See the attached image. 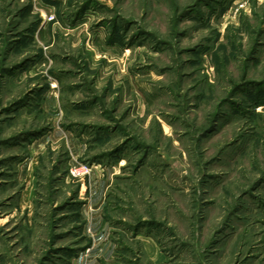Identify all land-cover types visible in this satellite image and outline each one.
<instances>
[{
  "label": "rangeland",
  "instance_id": "rangeland-1",
  "mask_svg": "<svg viewBox=\"0 0 264 264\" xmlns=\"http://www.w3.org/2000/svg\"><path fill=\"white\" fill-rule=\"evenodd\" d=\"M0 264H264V0H0Z\"/></svg>",
  "mask_w": 264,
  "mask_h": 264
}]
</instances>
